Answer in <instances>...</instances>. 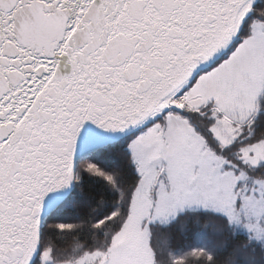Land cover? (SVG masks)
Returning <instances> with one entry per match:
<instances>
[{
  "label": "snow or ice",
  "instance_id": "6c2138e0",
  "mask_svg": "<svg viewBox=\"0 0 264 264\" xmlns=\"http://www.w3.org/2000/svg\"><path fill=\"white\" fill-rule=\"evenodd\" d=\"M0 264H264V0H0Z\"/></svg>",
  "mask_w": 264,
  "mask_h": 264
}]
</instances>
